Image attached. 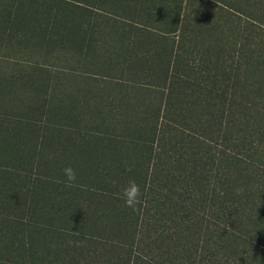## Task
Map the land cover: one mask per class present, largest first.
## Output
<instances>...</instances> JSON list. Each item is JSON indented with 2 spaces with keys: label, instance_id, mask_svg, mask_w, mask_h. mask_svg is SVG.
Returning <instances> with one entry per match:
<instances>
[{
  "label": "trees",
  "instance_id": "obj_1",
  "mask_svg": "<svg viewBox=\"0 0 264 264\" xmlns=\"http://www.w3.org/2000/svg\"><path fill=\"white\" fill-rule=\"evenodd\" d=\"M112 2L178 33L168 47L153 39V55L138 59L148 69L135 76L136 96L123 97L140 103L157 89L161 102L136 103V126L122 135L97 127L23 134L40 121L68 122L70 111L50 108L48 96L25 107L39 98L35 76L0 77V173H16L0 174V243L14 222L12 245L31 264L38 238L70 258V242L56 243L54 229L88 244L101 238L98 252L80 256L101 264H264V0ZM44 4L0 0V48L65 42L66 24L41 25ZM19 90L28 100L19 114L7 112L3 101ZM68 166L83 190L59 193L53 182L65 185ZM22 171L29 185L18 186ZM130 181L142 193L137 211L122 198Z\"/></svg>",
  "mask_w": 264,
  "mask_h": 264
},
{
  "label": "rangeland",
  "instance_id": "obj_2",
  "mask_svg": "<svg viewBox=\"0 0 264 264\" xmlns=\"http://www.w3.org/2000/svg\"><path fill=\"white\" fill-rule=\"evenodd\" d=\"M45 1L46 4L41 5L40 8L47 11V20H42L41 25L52 29L53 32L54 28L63 29L66 24L68 29L66 41L60 39L53 43L46 41L39 46L0 48V77L6 82L12 75L35 76L39 89L36 93L39 98L35 101H25V107L45 103L47 100L44 97L48 96L50 108L55 110L65 106L72 118L68 122L40 121L37 131L25 128L23 134L25 132L47 134V128L49 133L51 131L52 134H60L63 127L66 129L64 134H78L79 131L84 133L97 127L102 133L109 129L115 135H122L126 125L135 127L136 103L157 106V103L161 102V95H158L157 89L152 94L143 91L145 98H142L143 101L140 103L130 97L123 99L124 95L128 94L136 96L135 76L138 73H145L148 69L146 65L141 66L138 62L141 60L138 59L153 55V39L160 38L163 44L172 46L178 33H167V35L159 23L152 25L142 18L131 17L124 8L112 2L119 3L120 0ZM81 37H84L83 43L79 42ZM140 82L145 83L143 78ZM48 87L49 94L45 91ZM23 99L28 100L21 90L17 91L15 98H5L3 101L5 110L19 114ZM9 118L15 117L9 116ZM73 119H78V122L71 126ZM87 131L86 133L90 134ZM24 159H27L26 155ZM7 162L11 165L10 170L21 171L22 165L18 166L9 159ZM21 164L24 165L23 168L30 170V164L26 162ZM50 167L53 169L52 166ZM10 173L13 174L5 172L0 174L16 176V173ZM17 184L18 186L30 184L29 178L23 171L21 177L17 179ZM53 184L59 193L71 188L83 190L80 186L69 185L66 182L65 185L69 188H66L62 182H53ZM6 224L9 229L6 240L0 243V253L3 254L0 255V264H31V261L20 258L19 253L14 249L16 247L12 245L13 242L19 244L12 240L13 236L11 239L13 233L10 232H14L15 223L6 222ZM55 224L56 228H59L61 223ZM52 231L55 242L62 244L68 239L71 244L70 258L67 257L64 249L45 246L38 238L34 250L36 259L33 264H101L93 258L80 257L86 254L88 248L96 249L98 252L101 238L98 240L95 238L91 244H88L85 239L82 240L81 233L76 234L77 238H73L71 234L69 237L66 236L62 230H59L62 234L56 232L57 229ZM46 238L47 236H40L42 242ZM116 246L119 248L118 244Z\"/></svg>",
  "mask_w": 264,
  "mask_h": 264
},
{
  "label": "clouds",
  "instance_id": "obj_3",
  "mask_svg": "<svg viewBox=\"0 0 264 264\" xmlns=\"http://www.w3.org/2000/svg\"><path fill=\"white\" fill-rule=\"evenodd\" d=\"M64 176L66 177V183L69 185H75L78 177L75 169L71 166L63 169ZM142 193L140 186L135 181H130L126 187L122 189V198L126 207L133 211L138 210V206L142 203Z\"/></svg>",
  "mask_w": 264,
  "mask_h": 264
}]
</instances>
